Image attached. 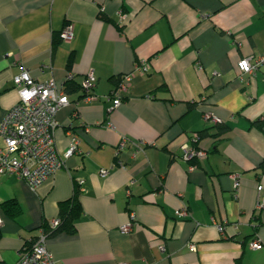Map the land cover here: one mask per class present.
Instances as JSON below:
<instances>
[{"label": "crops", "instance_id": "crops-1", "mask_svg": "<svg viewBox=\"0 0 264 264\" xmlns=\"http://www.w3.org/2000/svg\"><path fill=\"white\" fill-rule=\"evenodd\" d=\"M66 23L69 42L59 37ZM248 54H264V0H0V123L22 68L37 81L70 71L76 83L91 70L97 95L85 100L78 88L55 112L63 165L39 187L0 174V264H14L75 191V232L46 239L63 264H264V61L240 79L237 61ZM135 62L147 70L112 107L116 78ZM204 129L195 144L205 157L183 161L180 146ZM68 131L78 144L65 157ZM182 205L189 215L177 218ZM254 237L258 249L247 246Z\"/></svg>", "mask_w": 264, "mask_h": 264}, {"label": "built area", "instance_id": "built-area-1", "mask_svg": "<svg viewBox=\"0 0 264 264\" xmlns=\"http://www.w3.org/2000/svg\"><path fill=\"white\" fill-rule=\"evenodd\" d=\"M62 41L69 42L73 38V25L66 23L59 33ZM236 45L240 43L233 40ZM264 61V54L255 56L253 54L244 55L237 61L238 78L244 74H254L259 65ZM196 68L201 69V65L196 63ZM147 67L142 62H135L133 68L120 75L119 81L111 92L112 107H116L122 101V95L130 87L131 79L135 73L143 74ZM215 72H213V75ZM74 80V74L70 71L66 73L64 79L57 82L55 79L37 81L31 77L27 68H22L13 75L12 83L18 94L17 101L7 110L0 123V138L4 146L0 147V174H13L18 179L24 181L31 190H35L44 181L51 177L63 165L62 158L58 155L54 144V128L57 125L55 112L68 101L65 85ZM94 76L88 71L79 81V90L85 100L97 99L93 93ZM203 118L212 123L220 120L210 112H204ZM69 134V143L64 151L67 157L77 150L78 139L76 135ZM189 143L180 146V158L183 161L200 160L205 157V151L195 143L197 133L189 136ZM127 138L122 136L115 147V154L126 145ZM121 164L120 161H118ZM195 165H189V169ZM110 168L99 169V175L106 176ZM233 187L239 184V175L233 173ZM81 181H79L80 183ZM262 186L257 185L260 191ZM264 205V200H258L256 207ZM177 218H185L189 215L188 208L182 205L174 210ZM135 216L130 213V219ZM58 218L48 221L50 226H55ZM1 224V219H0ZM217 229L222 226L216 224ZM131 229L130 222L122 225L121 232L127 233ZM47 236L40 229L39 234L28 244L17 250V260L14 264H63L53 256L46 244ZM191 250L195 249L193 242L187 244ZM250 249H258L262 246L257 237L248 241ZM163 251L164 246L160 245Z\"/></svg>", "mask_w": 264, "mask_h": 264}, {"label": "trees", "instance_id": "trees-1", "mask_svg": "<svg viewBox=\"0 0 264 264\" xmlns=\"http://www.w3.org/2000/svg\"><path fill=\"white\" fill-rule=\"evenodd\" d=\"M119 78H120V75L116 78V81H115L116 84L119 81ZM78 88H79V83H76L73 80L65 85V92L69 93ZM213 124L217 125L219 124V122L213 123ZM227 128L228 127L225 125L219 127L217 134H220L226 131ZM206 132H207V129H204L201 132L197 133V139L200 136V134H205ZM259 167L262 173L264 174V160L259 164ZM3 205L5 206L7 211L10 212L11 215H15L19 211L18 205L13 200H7L3 203ZM80 215H81V206L77 198V191H75L70 198L60 201L58 203V214H57L58 223L55 226H50L48 222L45 221L41 223L39 227L43 230L46 236L59 233V232H65L67 234H72L75 232V223L80 217Z\"/></svg>", "mask_w": 264, "mask_h": 264}]
</instances>
